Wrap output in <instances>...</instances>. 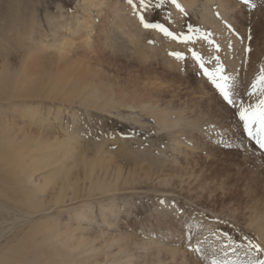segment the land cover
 Here are the masks:
<instances>
[{
    "label": "rangeland",
    "instance_id": "1",
    "mask_svg": "<svg viewBox=\"0 0 264 264\" xmlns=\"http://www.w3.org/2000/svg\"><path fill=\"white\" fill-rule=\"evenodd\" d=\"M178 3L183 13L165 3L145 16L175 34L191 25L187 43L144 28L127 0H0L3 263L249 260L243 248L225 257V233L233 247L245 235L264 246V156L191 55L210 70L219 57L254 103L264 0ZM167 115L185 124L170 127ZM30 197L46 209L33 213ZM197 240L199 261L188 249Z\"/></svg>",
    "mask_w": 264,
    "mask_h": 264
},
{
    "label": "snow or ice",
    "instance_id": "2",
    "mask_svg": "<svg viewBox=\"0 0 264 264\" xmlns=\"http://www.w3.org/2000/svg\"><path fill=\"white\" fill-rule=\"evenodd\" d=\"M128 4L131 5L136 11V15L139 18V22L141 25L148 29H158L165 36L172 37L173 39L182 40L187 43L192 40L191 33L193 32L192 26L188 25L189 35H185L183 32L180 34L173 33L169 27H166L164 23L154 22L146 19L145 14L153 9H160L165 5V3H171L177 9H179L182 13L184 9L178 3V0H138V4L134 3L133 0H127ZM248 3V0H245V4ZM255 7V5H252ZM139 9V10H137ZM168 22H171V16L168 15ZM241 43H244V37H241ZM252 36L249 34L247 36V40L251 41ZM217 51H219V45H216ZM250 44L246 45L243 49L245 54L251 52ZM176 59L181 60L184 59V55L180 52L171 53ZM191 55L193 57L194 62H196L201 70V73L204 77L210 81L211 85L218 91L222 99L230 106H233L234 116H238L237 124L242 125L243 133H247V137L249 140H254L255 144L259 146L260 150H264V65L259 68V75L251 82V91L247 92V97L251 98L252 96L259 93L256 101L254 103L245 102V96L243 93L237 95L234 91L235 87V78L228 76L225 74V67L223 64L219 62V57L216 58L215 68L210 70L204 62V59L201 54L196 51H192ZM224 143L223 140L220 141ZM163 204L164 202L161 201ZM225 238L229 240V243L224 245V255L225 257L228 255L227 249H231L233 254H236L237 248H243L245 254L250 257L249 260L243 261L240 260L239 257L236 260H228V259H216L213 258L211 264H264V259H255L253 257L256 254L264 253V246L260 243L256 242L252 238L245 235L243 239L247 241L246 244H236L233 247L232 238L225 233ZM202 242L197 240L195 244H188L189 251L195 253L198 257V261L202 258L203 248Z\"/></svg>",
    "mask_w": 264,
    "mask_h": 264
},
{
    "label": "bare ground",
    "instance_id": "3",
    "mask_svg": "<svg viewBox=\"0 0 264 264\" xmlns=\"http://www.w3.org/2000/svg\"><path fill=\"white\" fill-rule=\"evenodd\" d=\"M61 110V109H60ZM60 110H57V111H55L53 114H52V117H50L51 118V120H55V119H57L58 117L60 118L61 116H60ZM65 111H67V109L65 108ZM69 112V111H68ZM30 113V112H29ZM62 113H64V112H62ZM65 114V113H64ZM36 115H38V111H36V110H32L31 111V113H30V117H35ZM44 116V115H43ZM42 115H41V117H40V119L39 118H37V119H35L34 121H37V122H39V125L42 123H45V122H47L48 121V118H46V117H43ZM170 116H172V115H170ZM168 117V115H167V117L165 116V123H166V121H167V124L171 127V126H177L178 124H179V122H180V124H181V122L184 120V118L180 115L179 117H177V116H174V118L173 117ZM38 117V116H37ZM58 118V119H59ZM183 119V120H182ZM183 123H184V121H183ZM180 124L178 125V127L177 128H182V126L185 124H183L182 126H180ZM180 126V127H179ZM184 129V128H183ZM69 131V130H68ZM74 134V133H73ZM246 135H247V133H245ZM64 136V135H63ZM174 136H177V135H174ZM68 140V139H67ZM175 140H177L176 138H175ZM258 149H259V147H258ZM260 150V149H259ZM261 151V150H260ZM262 152V151H261ZM263 156H264V152H262L261 153ZM56 194V199H55V201H56V203L57 204H59V205H65V204H67V200H65L64 199V197H65V195L62 193V191H59L58 193H55ZM29 202L32 204V206H34V210L32 211L33 213H36V212H39V211H42V210H45L46 208H44L43 206H38V203H37V200L36 199H34V198H32V197H30L29 198ZM40 213V212H39ZM88 220V222H90L91 221V218H88L87 219ZM92 222V221H91ZM54 224H58L57 222H54ZM88 224V223H87ZM82 226V225H81ZM82 228H84V227H82ZM80 231H82V230H80ZM48 234L49 235H53V234H55V232L54 231H50V232H48ZM67 236H69V235H67ZM64 248H67V250L68 249H70L71 250V244H66V242H65V244H64ZM171 248H172V246L171 247H164V249H166L167 251H169V249L171 250ZM3 256V255H2ZM2 258L3 257H1L0 258V264H8V262L6 261V262H4L3 263V261H5V259H3L2 260ZM2 260V261H1Z\"/></svg>",
    "mask_w": 264,
    "mask_h": 264
}]
</instances>
